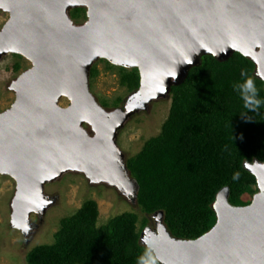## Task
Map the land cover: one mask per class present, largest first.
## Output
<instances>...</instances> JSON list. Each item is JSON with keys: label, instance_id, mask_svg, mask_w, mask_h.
Instances as JSON below:
<instances>
[{"label": "water", "instance_id": "1", "mask_svg": "<svg viewBox=\"0 0 264 264\" xmlns=\"http://www.w3.org/2000/svg\"><path fill=\"white\" fill-rule=\"evenodd\" d=\"M87 9L78 24L73 9ZM10 18L0 31V60L19 54L32 67L15 79L11 108L0 113V173L13 177L12 225L27 242L55 203L46 185L67 172L86 175L138 201L118 145L137 112L172 94L205 55L219 61L239 52L264 81V0H0ZM106 59L138 68L141 84L122 107H104L91 90V70ZM70 104L62 106V98ZM257 179L251 203L233 205L229 187L213 203L217 221L196 239L169 231L164 211L154 213L140 242L161 264H264V162H246Z\"/></svg>", "mask_w": 264, "mask_h": 264}, {"label": "trees", "instance_id": "2", "mask_svg": "<svg viewBox=\"0 0 264 264\" xmlns=\"http://www.w3.org/2000/svg\"><path fill=\"white\" fill-rule=\"evenodd\" d=\"M71 16L87 19V9H73ZM100 60L118 69L132 92L139 89L138 68ZM255 69V63L239 52L227 61L203 56L187 79L173 86L162 133L127 161L140 185L138 203L148 214L163 210L165 223L177 238H199L215 225L213 203L222 188L229 187L233 205L251 203L258 191L255 175L245 167L246 162H264V81ZM97 74L95 63L91 83ZM248 79H253V90L245 92ZM98 217L97 202H85L63 219L53 244L31 250L28 263L161 264L140 242L136 213L117 215L102 226Z\"/></svg>", "mask_w": 264, "mask_h": 264}, {"label": "rangeland", "instance_id": "3", "mask_svg": "<svg viewBox=\"0 0 264 264\" xmlns=\"http://www.w3.org/2000/svg\"><path fill=\"white\" fill-rule=\"evenodd\" d=\"M9 18V12L0 8V31ZM86 20L80 18L75 21L82 24ZM96 65L98 74L91 83L93 94L101 104L107 102L108 109L122 107L133 92L122 83L118 69L110 68L101 60ZM31 67V61L22 55L8 54L0 60V113L11 108L16 101V93L10 89L11 83ZM253 85V79H248L245 92L253 90ZM116 102L119 104L115 105ZM172 102V95L155 100L148 109L137 112L128 120L118 137V145L124 152L126 161L136 158L147 141L162 133ZM60 103L66 107L70 101L64 97ZM16 190V180L0 173V264H29L27 256L31 250L40 245L53 244L63 219L73 216L89 200L98 204L99 226L106 225L117 215L134 212L138 216L137 230L140 234L147 226L155 228L154 214H148L138 201L135 203L111 185L91 183L83 173L67 172L46 185V193L57 198L42 220L37 214L32 215V222L38 225L29 236L31 240L27 242L23 231L12 225V202Z\"/></svg>", "mask_w": 264, "mask_h": 264}, {"label": "flooded vegetation", "instance_id": "4", "mask_svg": "<svg viewBox=\"0 0 264 264\" xmlns=\"http://www.w3.org/2000/svg\"><path fill=\"white\" fill-rule=\"evenodd\" d=\"M156 225V224H155Z\"/></svg>", "mask_w": 264, "mask_h": 264}]
</instances>
